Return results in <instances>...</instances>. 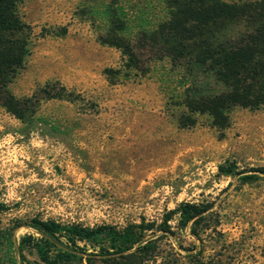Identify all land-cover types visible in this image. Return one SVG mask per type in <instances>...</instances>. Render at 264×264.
<instances>
[{
    "label": "rangeland",
    "instance_id": "rangeland-1",
    "mask_svg": "<svg viewBox=\"0 0 264 264\" xmlns=\"http://www.w3.org/2000/svg\"><path fill=\"white\" fill-rule=\"evenodd\" d=\"M238 1V0H226ZM108 0H24L18 8L30 25V53L8 88L33 96L35 109L20 120L0 106V227L33 216L83 225L123 226L141 218L160 222L182 202L205 205L195 224L169 221L160 240L162 258L190 264H264V107H234L229 125L217 129L197 116L181 128L177 103L183 70L167 59L144 75L120 69L121 50L98 39L107 29ZM126 36L151 29L166 17L164 0H118ZM120 11V10H119ZM201 81L213 84L210 75ZM63 85L74 100L50 98L40 89ZM233 163L235 172H219ZM240 173V174H239ZM23 225L18 239L30 232ZM194 231V232H193Z\"/></svg>",
    "mask_w": 264,
    "mask_h": 264
},
{
    "label": "trees",
    "instance_id": "trees-1",
    "mask_svg": "<svg viewBox=\"0 0 264 264\" xmlns=\"http://www.w3.org/2000/svg\"><path fill=\"white\" fill-rule=\"evenodd\" d=\"M24 0H0V106L20 120L34 111L33 96L18 98L8 88L23 69L30 53L31 28L18 8ZM107 29L98 39L121 50L120 69H105L111 82L123 72L144 75L154 61L167 59L183 70L182 107L177 124L192 127L206 114L211 126L224 129L236 107H264V0H164L166 17L151 29H140L134 39L125 35L126 19L118 0H108ZM120 10V11H119ZM210 75L213 84L198 75ZM50 98L74 100L63 85L47 82L41 89ZM219 172L232 175L233 163ZM240 174V173H239ZM264 174L255 167L240 179L248 182ZM6 206L0 202V210ZM205 205L182 202L160 222L141 218L123 226L83 225L33 216L11 227H0V264H148L160 254V240L172 234L169 221L178 215L179 226L197 223ZM31 231L18 239L15 230ZM194 232V231H193ZM190 254V264H206ZM159 264H176L162 258Z\"/></svg>",
    "mask_w": 264,
    "mask_h": 264
}]
</instances>
